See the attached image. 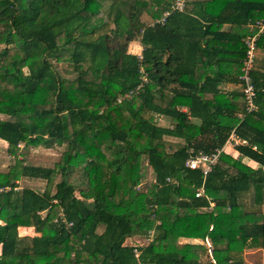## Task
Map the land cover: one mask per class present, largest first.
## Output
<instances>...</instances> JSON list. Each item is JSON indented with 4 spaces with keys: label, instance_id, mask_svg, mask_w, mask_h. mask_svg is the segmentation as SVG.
<instances>
[{
    "label": "trees",
    "instance_id": "16d2710c",
    "mask_svg": "<svg viewBox=\"0 0 264 264\" xmlns=\"http://www.w3.org/2000/svg\"><path fill=\"white\" fill-rule=\"evenodd\" d=\"M176 1L0 0V139L14 159L0 171V264H246V249L264 251V68L256 59L254 110L238 78L264 0ZM233 131L248 143L221 152L205 179L211 201L197 197L204 176L185 166L188 150L216 151ZM53 144L65 146L54 166L21 159ZM144 158L155 178L142 187ZM22 177L55 192L18 189ZM136 235L151 239L126 243Z\"/></svg>",
    "mask_w": 264,
    "mask_h": 264
},
{
    "label": "rangeland",
    "instance_id": "374dc122",
    "mask_svg": "<svg viewBox=\"0 0 264 264\" xmlns=\"http://www.w3.org/2000/svg\"><path fill=\"white\" fill-rule=\"evenodd\" d=\"M110 2V1H109ZM109 2H106L105 5L108 6ZM105 9H108V7H105ZM104 14L108 17L109 19V27H113V23L111 21V18L109 14L107 13V10H104ZM143 21L145 23H150L151 20H149L146 16L143 15L142 17ZM103 30H108V26H106ZM130 45V44H129ZM128 51L131 53H134V50L131 49L128 46ZM141 53V52H140ZM258 56V52H257ZM259 58L262 61H264V55L259 53ZM54 66L56 69L64 76L66 77H74L76 73L73 71L72 65L70 64H65V63H58L57 61L53 60ZM8 116L1 115L0 118H7ZM158 123L161 125H168L169 124V119L165 118L163 116L158 118ZM168 140L169 145L173 144V147L176 148L179 143L178 139L175 138H170L166 137ZM23 147V145L21 146ZM65 146L64 145H59V144H53L50 147H47L45 145H39V146H32L29 148H23L25 154L21 156V159H24L25 164H31V165H37V166H44V167H51L54 166L55 163L60 161L62 151L64 150ZM231 155L234 157L239 156V152L232 147L228 148ZM234 150V151H233ZM245 163L248 165H254V162L248 159H244ZM14 163V159L10 157V155L7 152V142L0 139V171L4 172L9 169V166ZM143 171H144V178L142 180L143 186L146 185L147 181L154 180L155 174L153 172L152 167L148 164L147 159L144 158L143 161ZM80 179H82V173L80 169H75L72 171L70 174V180L74 183H77ZM60 180V174L57 175L55 178V182H58ZM78 184V183H77ZM19 188L21 189L22 187H32L35 190L38 191H44L46 188L50 190V192H55V184L49 185L47 187L46 180L40 179V178H31V177H22L18 181ZM79 195V193H77ZM245 204L249 207L252 208L251 205V197L250 196H244L242 199ZM262 209L264 210V206H262ZM99 231H102V228H99ZM19 232L21 235H34V229L33 228H23L20 227ZM143 237L140 236H132L127 239L126 243L128 244H143L147 243L148 240V235L145 236V240H142ZM182 242H190V243H200L201 241L198 239H187V238H181L180 239ZM1 250V249H0ZM210 254V252H209ZM244 261L246 264H264V252L258 249H246L244 252Z\"/></svg>",
    "mask_w": 264,
    "mask_h": 264
},
{
    "label": "built area",
    "instance_id": "2783aa9c",
    "mask_svg": "<svg viewBox=\"0 0 264 264\" xmlns=\"http://www.w3.org/2000/svg\"><path fill=\"white\" fill-rule=\"evenodd\" d=\"M185 5V0H177L175 3V9L182 10ZM169 12H166L165 15H168ZM165 18H161L156 20L155 22H163ZM153 22L152 24H154ZM258 29V31L251 35H249L245 41L247 45V49L242 61V67H241V74L238 76L240 85L242 87V91L245 94V100H246V105L249 111L254 110L256 108L255 105V97H256V89L255 85L252 80V75L251 72L254 68L256 59H257V46H256V39L257 36L264 31V20L257 21L256 25L251 26L252 31L255 29ZM131 93V92H129ZM122 99V96L119 97V100ZM248 142L244 139H241L238 137L234 131L231 133L230 137L228 138L226 144L224 147L217 149L216 151L207 153L203 151H195L193 148H190L188 150V158L185 162V166L190 169H201L203 172L204 176V182L199 186L196 190V196L197 197H205L209 201H211V198L207 195L206 190H205V179L208 173L213 169V167L216 165V163L219 160V156L221 152L226 151V147L230 146L233 149H235L236 145L239 144H247ZM168 182H172V180L168 177L167 178ZM177 183V181H174ZM211 205L213 203L211 202ZM151 236L148 237V240H150ZM205 243L208 246L210 254L212 253V245L210 243L209 238L205 239ZM136 255L139 256V252H136Z\"/></svg>",
    "mask_w": 264,
    "mask_h": 264
},
{
    "label": "crops",
    "instance_id": "0c3cea01",
    "mask_svg": "<svg viewBox=\"0 0 264 264\" xmlns=\"http://www.w3.org/2000/svg\"><path fill=\"white\" fill-rule=\"evenodd\" d=\"M129 47L134 50V53L141 54L140 52L142 51V46H141L140 42L133 41V42L130 43ZM259 53L262 54V55H264V51L261 50V49H258V56H257V63H256V65L258 67H260V68H264V63H263L264 61L261 62V60L259 58ZM223 88L225 90H227V91H231V90H239L240 91L239 82H237V83H233V82L225 83ZM229 147L230 146H227L226 147V151L227 152H230L229 149H228ZM23 228H26V227H23ZM26 229H28V228H26ZM258 250H260V249H258Z\"/></svg>",
    "mask_w": 264,
    "mask_h": 264
}]
</instances>
